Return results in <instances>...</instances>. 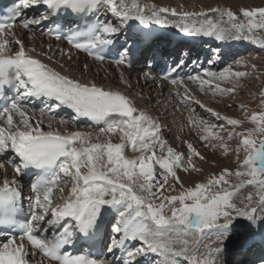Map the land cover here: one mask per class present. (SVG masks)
I'll return each mask as SVG.
<instances>
[{
    "label": "snow or ice",
    "instance_id": "6c2138e0",
    "mask_svg": "<svg viewBox=\"0 0 264 264\" xmlns=\"http://www.w3.org/2000/svg\"><path fill=\"white\" fill-rule=\"evenodd\" d=\"M34 25L96 61L114 53L117 67H131V57L150 44L152 25L264 49V7L186 11L143 0H15L0 19V264H227L222 256L237 242L252 253L247 264H264V91L261 111L240 104L243 116L235 118L193 94L176 74L184 60L160 77L183 88L172 93L188 113L179 132L187 129L236 165L186 186L180 173L202 174L209 163L193 140L178 135L186 148L178 151L160 121L125 92L67 74L51 45L26 46L15 29L32 33L26 37L32 40ZM147 67L144 77L156 80ZM247 75L205 68L186 79L201 93L231 99ZM121 82L131 87L123 72ZM37 100L45 106L32 107ZM62 108L97 130H69V121L56 115Z\"/></svg>",
    "mask_w": 264,
    "mask_h": 264
},
{
    "label": "bare ground",
    "instance_id": "6f19581e",
    "mask_svg": "<svg viewBox=\"0 0 264 264\" xmlns=\"http://www.w3.org/2000/svg\"><path fill=\"white\" fill-rule=\"evenodd\" d=\"M157 0H143L145 3L155 4ZM165 3V0L161 2V4ZM171 19H177L174 17H170ZM16 32L25 39L26 46H35L38 51L43 50L47 51L48 46H52L53 53H55V59L60 60L65 64V69H67V74L81 78L85 81L93 80L98 85L104 86L105 88H112L118 89L122 92H125L129 95L136 103V105L148 112L154 118H157L160 123L164 126L163 135L165 139L169 140V144L171 146H177L178 149H183V145L179 140L176 139L178 135L183 137L190 136L187 129L183 133L179 132V125L182 123H186V117L188 115L187 111L184 110L182 105H178L176 101L172 99V93L175 92V86L167 85L165 82H162L159 79L150 80L144 77V72L147 70L141 69L139 74H133L132 72L125 71L121 66L117 67L113 65V67H108L107 64H96L93 61L86 59L85 57L81 56L77 52L67 49L66 47L62 46L60 43L52 44L47 39L38 36L35 33V38L32 40L27 39L28 35L32 33H25L20 27L15 29ZM235 45H239L234 44ZM246 47H250L248 44L242 45ZM253 45H251L252 47ZM63 48L66 51L72 53V59L69 60L67 56H61L56 49ZM42 60L45 63L50 64L52 67L57 68L59 71H65V69H60L59 65L53 63L46 59V57L41 56ZM87 65V68L84 66ZM220 66L219 62L216 64ZM121 72H123L124 78L131 84L129 88L127 85L121 82ZM194 84H188L189 89ZM165 89H168V93L162 95L161 92H164ZM193 94L196 96L201 93L197 86L194 85V89L192 90ZM198 92V93H197ZM204 94V93H203ZM202 95V94H201ZM210 99V98H209ZM218 99V98H217ZM217 107L214 109H218V105L224 106L223 101L219 102V99L215 101ZM175 105V107H174ZM179 108V111L176 108ZM195 108H199L195 106ZM200 109V108H199ZM204 114V113H203ZM38 115V113H37ZM162 116V118L160 117ZM62 118V117H58ZM64 119V118H63ZM69 130H80V131H91L95 132L96 130L91 129L90 127H83L81 125H76L74 122H69L68 124ZM167 132V133H166ZM131 155V153H129ZM210 160V159H209ZM210 162V161H209ZM9 174H11V169L9 168ZM184 183H187V178L184 177ZM241 248L239 243H234L232 247L226 252L225 255L222 256V260L226 261L228 255L235 254L236 249ZM245 261V260H244ZM227 262V261H226ZM246 264V262H242L239 260L236 264Z\"/></svg>",
    "mask_w": 264,
    "mask_h": 264
},
{
    "label": "rangeland",
    "instance_id": "374dc122",
    "mask_svg": "<svg viewBox=\"0 0 264 264\" xmlns=\"http://www.w3.org/2000/svg\"><path fill=\"white\" fill-rule=\"evenodd\" d=\"M164 0H157L155 4L160 6H167V7H176L180 8V6H183V9L186 11H200L201 9H209L212 7H230L233 11H238L241 7H264V0H165V3L161 4V2ZM175 18V17H174ZM250 47H247V49L253 48L251 47L252 44H248ZM258 49H260L258 47ZM243 60L246 61L249 65L248 68H242L239 67L236 64V61ZM251 65H255V69L251 68ZM227 67H233L235 70L238 71H245L248 73L247 77L242 79L240 81L241 87L237 89V93L234 98H221V97H215L213 98L211 94H203L199 93L196 97L201 100L204 104H206L209 107L215 108L217 107V104L215 103L216 100L219 99L220 101H223L224 106L218 105L217 111H220L221 113L235 117V118H242L243 114L239 110L238 105L244 104L247 106V108L250 111H261V108L259 107V93L261 91H264V49H260L258 52L250 53L247 56H243L241 59H235L233 61H230L229 64L223 66L220 69H217V72L222 71L223 69ZM190 84V83H188ZM225 87H228L230 85H224ZM177 90L181 91V88H177ZM182 93V91H181ZM198 93V92H197ZM210 98V99H209ZM218 98V99H217ZM231 104L232 108L229 109L227 105ZM197 113L207 116L206 113L203 114V111L199 108H197ZM162 118V116H160ZM246 127H251V125L246 124ZM167 133V132H166ZM188 139H192L193 142L196 144L198 148L208 157L209 163L203 164L202 167L204 169V172L202 174H192L191 176L186 175L184 173H180L181 179L185 181L184 177L187 178L186 186H191L194 182L203 180L209 173L211 172H219L222 167H230L235 168L236 165L233 162L234 157H223L221 156L220 152L217 151L215 153H212L210 150L202 147L193 136L186 137ZM168 139V138H167ZM169 141V140H167ZM235 141L232 142V146L235 145ZM178 151H186V148L183 146V149H178V147L175 145L173 146ZM215 161L216 167H212V162ZM229 262H227L228 264Z\"/></svg>",
    "mask_w": 264,
    "mask_h": 264
}]
</instances>
